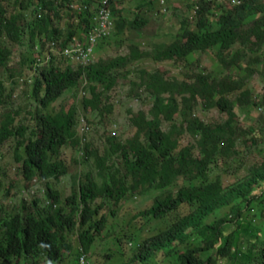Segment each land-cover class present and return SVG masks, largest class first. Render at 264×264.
Segmentation results:
<instances>
[{"label": "trees", "instance_id": "16d2710c", "mask_svg": "<svg viewBox=\"0 0 264 264\" xmlns=\"http://www.w3.org/2000/svg\"><path fill=\"white\" fill-rule=\"evenodd\" d=\"M40 1L48 8L42 11L41 17L36 20L35 32L29 31L32 42L37 33H46L51 36L49 38L55 40L70 39L76 32L73 26L76 20L81 26L83 23H88L89 13H92L90 3L94 0H56L59 2L56 6L54 1ZM73 2L81 6L72 9L69 5ZM26 4H29V0H0V34L4 29L14 32L19 27V18L24 14ZM208 8L207 5L202 6L192 29L181 24L182 33L176 34L170 45L153 46V54L140 51L141 45L131 43L130 56L114 57L109 62L101 59L86 67L75 69L62 60L56 80L52 83L48 81L47 100L56 97L61 89L76 85L84 75L89 81L88 88L91 91L90 98H85L84 103L87 108L98 110L104 94L115 86L117 74L121 75L125 72L128 75L131 71L130 66L146 57L157 61L175 60L178 63L192 65L198 62L194 60L196 52L212 48L218 59L229 65L230 71L234 66L240 67L237 62L246 56L243 50V54L238 50L234 54L230 50H223L230 48L238 40L241 23L244 26L250 24L246 32L255 34L254 41H250L247 47L249 53L253 55L248 56L247 63L252 61L261 64L255 52L264 42V17L254 19L253 15L258 10L262 11L264 6L258 0H243L240 8L232 14L222 13L211 21L208 19L210 14ZM232 15L235 17L233 20H231ZM63 16L69 20L67 32L62 25H59ZM124 22L125 20L121 18L117 33L123 28ZM134 22L136 23L132 25L135 27L143 25ZM0 59L3 62L1 54ZM139 72L142 82L146 84L147 93L154 99V106L148 114L140 111L132 117L137 133L126 142V146H121L126 174L117 172L123 181L112 176L109 180H101V183H98L99 187L97 183L87 180L79 184V188H74L68 201L73 209V215L80 214L82 219L73 218L74 223L69 229L61 222H53L51 225L48 219H42L40 209L24 219L17 214L11 222H3L5 229L0 239L2 260L5 259L8 264H38L36 260L45 257L57 263L59 257L47 248L46 242L49 241V245L54 249L58 246L60 251V246H63L71 252V245L65 240L62 243L57 238V233L53 235L51 231L69 232L73 224L81 226L78 240L83 251L88 253L94 247L96 237L102 233L99 232L102 228L101 223H91L96 211H91L88 205L90 199L95 200L101 195H106L111 197L116 208H120L136 195L144 198L151 192H159L152 207L137 212L133 215V219L143 220L139 230L156 232V227L153 225L154 218L162 220L171 211L182 205L187 206L188 214L184 218L167 231L155 236L156 239L161 240L155 246L156 251L163 246L172 249L170 246L172 240H179L183 245V251L179 255L173 251L174 254L171 256L173 259L168 264H217L219 260L228 264H264V220H261L264 212V190L259 192L264 186V159L254 166L247 176L227 187L222 185L220 177L209 180V171L216 156L219 153H228L235 145L236 135L232 125L237 116L235 106L241 109L250 103L249 107L255 106V102L251 101L249 96V90L243 88L239 77H230L229 72L227 76L220 78L199 73L195 75V82L190 83L167 79V74L164 72L149 73L145 69ZM2 80H0V143L11 135L22 137L20 145L27 149L29 155L24 160V173L28 178L39 174L47 177L67 174V168L61 160L63 149L72 148L77 151L81 145L74 131L75 105L69 109L60 107L53 114L38 111L30 119L33 124L25 128L20 122L15 124L17 117L21 116L20 111L7 109L8 106L4 105L7 104L6 97L3 95L8 86L12 90L23 86L12 79L7 86ZM35 81L37 82L38 79ZM164 95L169 96L168 100ZM176 96L180 98V103L176 101ZM197 104L202 105L201 108L204 109L217 107L226 114V118L214 126L205 125L199 119L193 118L188 121L185 128L172 126L170 130H163L160 115H163L165 120L171 121L174 113H180L183 119ZM26 119V117L22 118V120ZM27 130H29L27 137L35 140L24 138ZM184 134L192 136L194 142L180 148L179 137ZM84 148L87 156H95L97 164L105 166L88 145ZM193 150L199 151L197 157L191 155ZM176 169L180 176L187 177L183 178V185L177 193L169 191L162 193L161 190L169 187L174 181ZM141 175L152 182L139 180ZM128 177L132 178L131 186L125 182ZM156 181L159 183L155 185ZM81 207H83L82 211ZM114 213L122 214L115 210ZM39 218L41 220H38ZM22 222L25 225H21ZM86 225H88L87 229L84 228ZM22 231L25 234V241L34 237L38 244L44 245L39 246L33 253L32 257L36 259L34 262L31 260L27 262L23 255L24 249L18 241L19 236L23 238ZM115 231V226L112 224L103 241L107 244L121 241Z\"/></svg>", "mask_w": 264, "mask_h": 264}, {"label": "clouds", "instance_id": "9594fccd", "mask_svg": "<svg viewBox=\"0 0 264 264\" xmlns=\"http://www.w3.org/2000/svg\"><path fill=\"white\" fill-rule=\"evenodd\" d=\"M45 1H54L55 6L59 3L56 0ZM183 1L184 5L179 6L175 0H94L90 3V10L92 11V13H89L88 23H83L81 26L78 23V20H76L73 25L75 26L76 32L70 39H68L67 41H65V39L63 38L55 40L49 38L51 36L46 33H37L35 35L34 41L32 42L29 37V31L35 32L36 20L41 17L42 11H44L48 7H45L40 0H29V4H26L25 6L26 10L24 14L19 18V27H17L14 32H10L8 29H4L1 32L0 54L3 57V62L0 59V80L3 79V83H5L7 86L9 85V81L11 79L15 80L18 84L23 86L15 88L14 90L10 89V86H8L7 90L5 89V92L3 93V95L6 97L5 100L7 104L4 105L8 106L7 109L20 111L21 116H19L20 118L17 117V119L15 120V124L20 122L21 125H23L25 128L26 126L30 127L33 124L30 119L32 118L34 113H37L38 111L53 114L60 107L69 109L71 106L75 105L76 123L74 125V131L76 134V138H78L81 144L77 152L82 156V158H79L78 160H73L75 163L78 164L79 171L72 173L69 172L66 162L61 158V160L64 162L63 164L67 168V174H65L64 176L52 175L51 177H47L45 175L39 174L33 176L32 178H28L24 173V160L28 155V151L27 149H25V147H23V145H20V140L22 139V137H19L18 135H11L3 139L2 143H0V158L2 155L1 146L12 140L13 142L11 144V153L13 161L15 163H18L19 175L20 177L24 178L28 184L22 183L20 186L19 191L21 192V197L18 199L19 203L14 201L13 203H9L8 205H6L4 203V199L10 196L11 190L13 188V182L6 181V179L2 180V178L7 176V173L6 169L0 166V239L1 234L5 229L3 222H11L12 219H15L17 214L22 216V219H24L26 216L38 212V209H40V212L42 214L41 218L44 220L48 219L47 221H50L49 223L51 225L53 222H61L69 229V227L72 226V223H74L73 218L77 220L82 219L80 214H78L77 216L73 215V209L68 201L71 199L70 195L74 188H79V184L81 185L83 181L87 180L97 183V186L99 187L100 184L98 183H101V180L103 179L109 180L112 176L117 179H121L120 175L117 174V172H120V174L122 175L126 174L125 164L123 160V150L121 149V146H126V142L128 140H131V138H133L137 133V128L132 122V117L139 114L140 111H143L148 114V112L152 110L154 106V99L147 93V89L145 86L146 84L142 82V79L140 78V72H138V81H132V84H130L133 85L131 89L133 93L128 92V96L131 97L133 101L139 102L141 107L140 109L135 111L134 108L130 106L127 110V115L129 114L127 116V121L133 129V133H131L128 125H126L123 132H119V126L117 125L115 120H112L111 116L113 109L118 106V97L115 96V91L121 83L120 78H126L128 75L130 76L134 72L130 71L128 75L125 72L121 75L117 74L118 78L115 81V86H113L110 91L104 94L98 110H91V108H87L84 103L85 98H90L91 96V91L88 88L89 81L86 77H84V75L80 82H78L72 87H67L63 90L61 89L59 94L51 100H47L49 87L48 81H51L52 83L53 80H56L57 75L60 71L62 60H65L68 65H71L73 68L77 69L78 67H86L91 63L97 62L101 59L109 62L114 57L117 58L120 56H130V54L132 53V48L130 47L131 43L129 42V40H131L132 35L134 33H136V35L138 36H143L144 34L149 35L147 34V30L157 19L169 25V23L174 21L172 16L170 15L171 11L174 10V12H177V7L182 8L185 6L180 17L179 26L176 28V24L174 22L169 26V28H173L174 26V29L176 30L174 38L176 34L182 33L181 24H185L184 26L187 25V27H189L190 29L193 28L192 25L198 18V14L202 10V6L207 5V7H209L208 9L210 11V14H208V19L211 21V19H217L218 16L222 13L226 14L230 12L232 14V12L240 8V5L243 3V0ZM77 6L79 8L81 4H76V2H73L69 5V7L72 9H76ZM262 11H264V8L262 9ZM132 12L134 13L133 15H131ZM259 12L260 10L255 12V14L253 15L254 19L264 17V15H260L257 17L256 14ZM121 18L125 20V24H123V28H121V31L117 33V30L119 29L118 24ZM233 18L235 17L232 15L231 20H233ZM134 21L145 25H142L141 27H135L134 25H132V23H136ZM54 24L59 26L57 23ZM249 26L250 24L244 26L243 23H241V30L239 31L238 40L235 41L230 48L223 50H230L233 54L236 52V50L240 51V49L235 48L234 45L238 42H241L246 33H250L248 31L246 32V29L248 30ZM66 30L65 32H67ZM122 34H124L125 37H120V35ZM63 35H65V33ZM251 36L254 37L255 34L250 33V38ZM115 38H119V41L123 43V46H125V43L130 44L129 46H127V48L130 47V50L127 49L126 52H122L120 54L119 50L118 53L114 56H104L103 52L107 48V45H110L111 42L115 40ZM155 45L158 44H153V46ZM167 45H170V43ZM153 50L154 49L152 47L150 50H145L143 52H149L153 54ZM205 50L198 51L199 53L196 52L195 55L213 52L216 57L215 67L209 70L208 72L205 70L197 72L194 71L191 73L185 72L184 75H187L186 79L188 81H179L176 79L178 82H195V75H198L199 73H205L207 75L210 74L215 76L216 78H220L221 76H227V73L229 72V65L224 61L218 59L214 49L210 48ZM165 61H169L170 63L175 62V60H162L157 62ZM182 65L185 68L189 66L186 63H182ZM147 72L154 73L162 71L154 70ZM166 78L175 79L169 78L168 76H166ZM36 79H38L37 82L35 81ZM243 88H247L246 84L245 87L243 86ZM247 89L249 90L250 98H252L250 89ZM67 95H71L72 97H74V101L70 103H65L64 98ZM164 98L168 100L169 96L164 95ZM175 98L176 101L180 103V98L177 96ZM16 100H19L18 105L14 104ZM146 101H149L151 104V108L148 109V112H146V108L142 106V104ZM44 103H46L47 105L43 106ZM67 104L69 105L66 106ZM250 105L246 107H249ZM256 105L257 103H255V106ZM79 111H83L85 115H83V113ZM28 112L31 113L29 114ZM175 114L178 113H174V115ZM174 115L171 121L165 120V117L163 115H160L159 118L162 121L172 123L174 121ZM24 117H26L27 119L22 120V118ZM172 126L175 125L172 124L169 130ZM28 131L29 130H27L24 134V138H28ZM78 133L81 136H79ZM94 133H102L106 136V142L108 145L104 144L105 149L103 153H101V151L97 147H95L91 141L88 140V138L90 136H93ZM28 139H30V141L35 140L34 138ZM85 145H88V148L96 153V156L101 159L105 166L98 165L95 160V156H87L86 149L84 148ZM231 149L229 150V152L231 151ZM229 152L219 154L228 155ZM191 155L193 156V152L191 153ZM114 156L117 157L116 161L113 160ZM193 157H191V159ZM254 166L256 165L250 167L248 169V172L236 181H239L245 176H247ZM178 173L179 172L176 169L174 181L169 187H165L164 189H162V193L168 191L173 193L178 192L180 186L183 185V178H187L186 176H180ZM64 179L69 180V187L65 188L62 186V189L53 187V183L57 185H62ZM138 179L149 183L152 182V180L148 179L144 175H141V177H139ZM125 182H128V186H131L132 178L128 177ZM157 183H159V181H156L154 184L156 185ZM175 189H177L176 192ZM68 191L69 194H67ZM78 192L79 190H77V194ZM22 193L30 194L31 200L27 201V197H25ZM158 194L159 192L153 197L152 204L149 208L152 207L154 200L156 199V197H158ZM78 195L79 198L82 197H80V194ZM110 198L111 197H108L106 195H101L95 200L90 199L88 201V205L91 208V211H96V215H94L91 223L94 224L98 222L102 224V228L99 232H102L105 229V226L106 224H108L109 219L113 218L115 219L114 223H117V220L121 216L118 213L113 214L114 210L115 212H117V209ZM106 206L110 207V211L105 215L99 216L100 210H102ZM183 208L187 209V206L182 205L178 209L171 211V213H174L178 210H182ZM82 209L83 207H81V211ZM186 215H184L182 218H184ZM182 218H180L179 220H181ZM38 220L41 219L39 218ZM104 221L105 224H103ZM160 221L161 219L154 218L153 225L156 227V232L145 229H143L144 231H141L138 228L136 232L128 234L127 239L124 243H122L121 241L116 243L118 246H120L121 242L122 245L124 244L130 249L124 253L127 254L128 258H130L129 261L125 264H134L135 262H139L142 264H146L149 262H152V264H161L162 262L160 260L155 261V258H157L159 252H164L163 257H171L174 252L178 255L181 253L176 251V248L179 249V246L183 250V245L181 244V242H179V240H172V242L170 243L172 249H169L167 246H163L162 248L158 249V251H156L155 246H157L158 243L161 242V240L156 239L155 236L161 233L162 231H167L172 225L178 222L177 221L174 224L170 225L165 230H161L158 227ZM21 225H25V223L22 222ZM84 228L87 229L88 225L84 226ZM81 230L82 228L80 225L74 226L73 224V227L71 230H69V232H67V230L64 232H58L55 230L51 231V234L53 235H56L57 233L56 236L60 241H62V243H64L65 240V242L70 244L72 248V251L69 252L64 249L63 246H60L59 251L58 246L56 249H54L52 245H49V241L46 242V244H48L46 245L47 248L53 251L59 257L57 263H54L53 260L51 261L50 259H45V257L38 258L37 260L32 257L36 249L39 246L43 247L44 245L38 244L34 237L28 241H25V234L23 233L25 230L22 231L23 238L19 236L18 241L20 242L21 247L24 249L22 252L27 262L28 260H31L32 262L36 260L38 264H75L76 262V264H91L89 261L90 258H88V253H90L92 250H90L88 253L84 252L78 240V236L81 233ZM108 230L109 229L106 230V233ZM37 231L40 233V229H38ZM143 233L153 234L146 236ZM71 237H77V249L74 248V245L71 241ZM97 241H95V244L97 243ZM95 244L93 246H95ZM105 248L106 250L102 254V258L104 259V261L113 256L111 252L114 251L113 243H105ZM129 251L130 253H128ZM25 255H27V257ZM0 264H8V262H6L5 259L2 260V258H0ZM165 264H168V262Z\"/></svg>", "mask_w": 264, "mask_h": 264}, {"label": "rangeland", "instance_id": "374dc122", "mask_svg": "<svg viewBox=\"0 0 264 264\" xmlns=\"http://www.w3.org/2000/svg\"><path fill=\"white\" fill-rule=\"evenodd\" d=\"M179 6L184 5L183 0H175ZM264 6V0H258ZM185 7V6H184ZM184 7L179 8L177 7V12L174 10L171 11V16L173 18V22L176 24V28L179 26L180 17ZM134 13L132 12L131 15ZM263 16L264 11H260L256 14V16ZM169 25L161 22L160 20H155L154 23L148 28L147 34L138 36L136 33L132 35L130 43H138L141 45L140 50H150L153 47V44H169L174 40V34L176 30L173 28H169ZM69 20L66 16H63L62 20L60 21L59 25H62L64 30L67 29ZM120 37H125L124 34L120 35ZM254 37L251 36L250 33H246L241 42H238L234 45L235 48L240 49V52L243 54L246 53V56L243 60H239L237 64H240V67L234 66L230 71V77L240 78V83L243 86L250 89L251 91V101L254 100L257 103L256 106L248 107L247 109H241L235 106V112H237V116L235 117V121L232 123L234 126L235 131V146L231 149L228 155L219 154L216 157V161L211 165V169L209 171V180L217 179L218 177L221 178V181L224 186L235 182L237 179L243 177L250 167L253 165L260 164L264 159V42L263 44L256 49L255 56H258L261 64H256L254 62L247 63V58L251 55L247 49L250 45V41H254ZM130 44L123 43L119 41V38H115L114 41L111 42L110 45H107L105 49L104 56H114L118 53L126 52L127 49L130 50V47L127 48ZM255 47V46H254ZM257 47V45H256ZM244 52H243V51ZM206 51V50H205ZM253 56V55H251ZM215 55L213 52H207L200 55H195L194 60H198L197 63L187 66L185 68L182 63L173 62L170 63L169 61L165 62H157L154 61L151 57L142 58L141 61L135 62L132 66H130L129 70L132 73L130 76L128 75L126 78H120L121 83L118 86L117 90L115 91V96L118 97V106L113 109L112 111V120H115L117 125L120 128L119 132H123L126 125L129 126L131 133H133L132 127L129 125L127 121V110L131 106L134 108L135 111L140 109L139 102L133 101L131 97L128 96V92H132L131 89L133 85L132 81H138L139 78V71L141 69H146L147 71H154L159 70L162 72H166L169 78H175L177 80H185L186 76L184 75L185 72H197V71H209L215 67ZM248 69V70H247ZM133 93V92H132ZM233 96H231L232 98ZM253 99V100H252ZM65 103H70L74 101V97L71 95H67L64 98ZM200 103V101L198 102ZM15 105L19 104V100L14 102ZM67 104L66 106H68ZM144 108H146V112L148 109L151 108V104L149 101H146L142 104ZM202 105L197 104L196 106L192 107L191 111L189 112L188 116H182L180 114L174 115V121L172 123L162 121L163 125L162 128L167 131L172 124L175 125L176 128L181 127L185 128L188 125V121L193 120V118L199 119L203 124L214 126L218 123H221L226 118V114L221 112L217 109V107L211 108H201ZM82 112L83 111H79ZM79 136H81L78 133ZM92 144L97 147L101 153L104 151V144L108 145L106 142V136L102 133H94L93 136L88 138ZM12 140L3 144L1 146V158H0V166L6 169L7 176L2 178V180L12 181L13 188L11 190V194L9 197L4 199V203L8 205L9 203H13L14 201L19 203L18 199L21 197L20 186L21 184H28L27 181L20 177L18 171V163H15L12 158ZM194 142V138L188 134H184L183 136L179 137V147H184L186 145H190ZM198 151L193 150V156H198ZM62 160H64L68 166L69 172H76L79 171V166L75 163L74 159L82 158V156L77 152L74 151L72 148H65L63 149L62 153ZM113 160L116 161L117 157L114 156ZM70 183L68 179H64L62 185H57L53 183L54 188L62 189V186L67 188L69 187ZM264 190V186L260 191ZM177 189H175V192ZM25 197H27V201L31 200V195L22 193ZM69 194V191L67 192ZM157 193H149L146 197L142 198L140 195H136L132 200L126 202V204L121 205L120 208H116L117 212H121L120 218L115 222V219L111 218L108 220V224H106L105 229L102 233L96 237L97 243L93 247L92 251L88 253V258L91 264H125L129 261L130 258L127 257V254H124L126 251L130 250L124 243L127 239L128 234H132L131 232H136L139 226L142 224L143 220L133 219V215L137 212L142 211L143 209L149 208L152 204V199ZM110 211V207L106 206L102 210H100L99 216L105 215ZM187 214L186 208L182 210L175 211L174 213H170L165 219L161 220L158 224V227L161 230H165L170 225L177 222L180 218ZM261 220H264V212L261 215ZM114 224L115 226V234L118 238L121 239L120 246H118L115 242H113V250L111 251L113 256L108 258L106 261L102 258V254L105 252V242L103 241L104 236L106 234V230ZM108 232V231H107ZM145 234V233H143ZM142 234V235H143ZM153 233H146L145 235H152ZM126 237V238H125ZM100 239V240H99ZM71 241L74 245V248H78V240L77 237H71ZM120 248V249H118ZM176 251L181 252L183 251L180 246L179 249L176 248ZM130 253V251L128 252ZM164 252H159L155 261H161V264H165L166 262H170L173 258L171 257H163ZM69 260V259H67ZM217 261V264H228ZM134 264H142L139 262H135ZM152 264V262L146 263Z\"/></svg>", "mask_w": 264, "mask_h": 264}]
</instances>
